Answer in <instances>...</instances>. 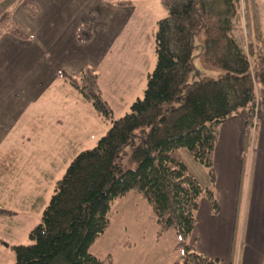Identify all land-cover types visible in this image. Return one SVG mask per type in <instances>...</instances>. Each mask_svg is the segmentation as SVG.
Segmentation results:
<instances>
[{
  "label": "trees",
  "instance_id": "obj_1",
  "mask_svg": "<svg viewBox=\"0 0 264 264\" xmlns=\"http://www.w3.org/2000/svg\"><path fill=\"white\" fill-rule=\"evenodd\" d=\"M112 1L119 7L130 5L129 1ZM249 1H168L167 16L158 22L156 66L148 76L143 97L113 121L94 148L81 151L71 161L41 222L30 232L32 244L14 246L15 264H112L110 257L103 260L92 249L110 228L113 203L131 192L138 193L152 208L158 238L171 229L175 231L182 256L174 264H221L190 244L201 198L210 201L214 215L219 214L220 205L217 194L201 186L179 151H189L209 170L215 183L214 153L220 128L245 111L243 156H247L252 130L258 115L264 113V51L251 41L248 51L234 34V23L244 13L243 5L250 8ZM24 8L31 16L37 15L34 5L27 3ZM4 33L31 39L9 12L0 17V36ZM93 34L94 25L82 22L76 27L75 39L86 44ZM201 34L206 64L224 74L217 80L188 84L194 41ZM254 35L264 44L263 32L256 30ZM249 55L256 57L255 65ZM58 74L92 102L102 117L113 118L95 68L84 65L73 76L59 69Z\"/></svg>",
  "mask_w": 264,
  "mask_h": 264
},
{
  "label": "rangeland",
  "instance_id": "obj_2",
  "mask_svg": "<svg viewBox=\"0 0 264 264\" xmlns=\"http://www.w3.org/2000/svg\"><path fill=\"white\" fill-rule=\"evenodd\" d=\"M124 1H129L130 5L115 6L111 0H0V17L9 12L14 21H18V9L25 2L41 5L38 14L30 17L29 23L24 22L29 30L22 25L34 40L24 44V53L18 52L20 65L26 67V88L31 90V96L25 92L24 97L17 91L18 99L0 100V264H15L14 246L32 244L30 232L41 222L57 182L76 155L94 148L113 121L129 112L133 102L144 95L148 76L157 61L158 22L167 16L169 0ZM249 4L248 9L243 5L247 14L243 13L234 23V34L248 51L251 41L263 52L264 44L255 40L254 33L256 30L264 33V0H250ZM28 14L23 11V15ZM82 22H91L94 34L90 42L80 45L74 34ZM203 42V34L195 38L188 84L201 79L217 80L224 74L206 64ZM249 56L255 65L256 57ZM84 65L96 69L102 97L113 111L112 119L102 117L92 102L58 74L59 69H65L69 76L76 75ZM260 88L258 84V97ZM244 115L242 111L228 120L234 142L223 147L224 162L229 158L233 163L232 159L238 156L234 148L228 151L227 147L237 144L238 148L239 141L235 137L240 139L244 133ZM258 116L246 154L250 162L257 145V133L261 136L264 123V113ZM223 141L224 138L221 145ZM217 144L215 162L219 159L220 141ZM179 156L203 188L216 194L230 188L225 186L229 178L223 181L227 174L226 163L214 167L220 178L219 187V178L212 183L209 170L189 151L182 149ZM234 170L233 165L229 173L236 174ZM245 176L246 188L252 176L249 162ZM120 201L112 205L110 228L93 246L96 256L103 260L110 257L112 263L108 250L113 256L118 255L123 249L118 242L132 239L129 223L116 211Z\"/></svg>",
  "mask_w": 264,
  "mask_h": 264
},
{
  "label": "crops",
  "instance_id": "obj_3",
  "mask_svg": "<svg viewBox=\"0 0 264 264\" xmlns=\"http://www.w3.org/2000/svg\"><path fill=\"white\" fill-rule=\"evenodd\" d=\"M27 3L19 7L18 21H16L22 28L29 30L30 27L24 22L29 23L30 17L33 16L24 8ZM58 3L61 2L58 1ZM34 6L37 11L41 7L39 2ZM24 10L28 16L23 15ZM29 34L30 40H21L9 33L0 36V100L12 98L15 100L17 91L24 94V97L26 93L31 96V90L26 88L28 79H26L28 76L26 67L23 68L24 66L22 67L18 61L20 57L18 52L24 53V44L34 40L32 34ZM8 41H13V44H7ZM243 121L244 133L239 136L240 139L235 137L239 141L238 148L236 143L227 147L228 151L230 148L236 150L238 156L232 159L234 164L229 158L227 162H224L226 157H224L223 147L231 141L234 142L230 123L227 121L223 129L220 128L218 138L220 146L217 150L219 159L215 162L214 153V167L215 164L216 167L227 164V174L223 181L226 182L229 178L225 186L230 188L217 193L220 205V212L217 215L212 213L210 201L205 197L201 198L200 207L196 213L198 223L189 239L190 244L195 245L200 253L219 259L221 264H264V123L261 125V136H258L259 132L257 133V145L250 162L248 157L243 156L246 141L245 115ZM247 162L252 165V176L245 188ZM233 165L236 166L234 175L229 173ZM218 176L216 173L215 183L218 181ZM218 186L221 187L220 178ZM120 200L116 211L121 214L122 220L129 223L131 227L129 235L132 239L118 242L120 248L123 247L122 253L118 255L113 256L108 250L113 257L112 264H174L178 261L182 252L177 248L178 238L175 231L171 229L158 238L159 226L155 214L138 193L131 192ZM112 213L113 209L109 216L110 222Z\"/></svg>",
  "mask_w": 264,
  "mask_h": 264
}]
</instances>
